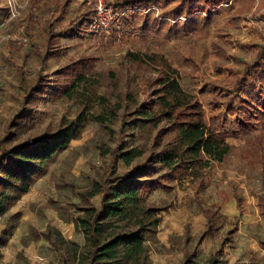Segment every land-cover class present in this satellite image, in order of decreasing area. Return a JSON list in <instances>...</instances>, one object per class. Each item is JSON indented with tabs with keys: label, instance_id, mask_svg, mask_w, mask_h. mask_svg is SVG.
<instances>
[{
	"label": "rangeland",
	"instance_id": "rangeland-1",
	"mask_svg": "<svg viewBox=\"0 0 264 264\" xmlns=\"http://www.w3.org/2000/svg\"><path fill=\"white\" fill-rule=\"evenodd\" d=\"M95 1L0 0V138L11 130V145L19 144L82 116L79 135L0 215V264H72L42 232L56 228L83 245L75 217L118 141L140 147L143 157L159 149L158 129L136 131L134 139L120 135L124 110H133L154 90L150 82L158 75V67L132 61L130 52L163 56L203 105L206 124L235 146L205 170L203 181L166 179L148 195L162 208L160 241L149 243L152 264H181L184 250L196 248L197 264H210L214 250L215 264H264V110L245 112L238 89L246 66L264 49V0H219V9L193 17H172L176 1L166 9L134 5L122 11L115 0H106L116 13L107 15L108 31L91 28ZM82 57L94 62L88 109L52 89L54 81H63L57 73ZM39 77L47 82L44 93L27 104L26 117L16 119ZM126 170L119 163L118 172ZM89 203L99 206L101 195ZM203 207L224 214L217 218L219 228L209 229Z\"/></svg>",
	"mask_w": 264,
	"mask_h": 264
},
{
	"label": "trees",
	"instance_id": "trees-1",
	"mask_svg": "<svg viewBox=\"0 0 264 264\" xmlns=\"http://www.w3.org/2000/svg\"><path fill=\"white\" fill-rule=\"evenodd\" d=\"M173 1H176V6L170 11L172 17L182 13L187 17L211 13L220 5L219 0H115V7L122 11L134 5L146 8L156 5L166 9ZM128 56L139 64L153 63L158 67V75L150 82L154 90L146 92L143 101L133 110H124L120 135L134 139L136 131L158 129L155 139L159 149L143 157L140 147L130 145L124 139L118 141L108 168L83 194L84 204L75 217V229L84 235L83 245L66 239L56 228L50 227L42 232L53 247L64 250L66 263L152 264L149 243L160 241L158 232L162 208L150 202L148 195L160 189L166 179L203 181L205 170L213 162L224 161L235 149L206 124L203 105L183 87L177 70L163 56L154 52H130ZM92 72L94 62L91 57L70 63L57 73L63 76V81H54L53 95L76 100L88 109L87 102L94 85ZM42 83L39 77L28 89L24 98L26 108L16 119L26 117L29 112L27 104L44 93L47 82ZM238 89L245 112L255 108L264 110V49L254 62L246 66ZM81 117L76 121H66L55 132L29 138L19 144L11 145L15 136L11 130L0 138V215L9 212L28 193L35 180L79 135ZM248 123L244 121V127H248ZM130 130L133 132L129 133ZM141 157V161L134 163ZM119 163L127 167L125 172H118ZM97 195H101L100 205L89 203ZM202 212L208 219L209 229L222 225L217 224V218L224 217L218 209L212 214L208 207H203ZM54 234L57 238L53 237ZM217 254V250L212 252L210 264H215ZM198 255L197 248L185 249L181 264H197Z\"/></svg>",
	"mask_w": 264,
	"mask_h": 264
},
{
	"label": "built area",
	"instance_id": "built-area-1",
	"mask_svg": "<svg viewBox=\"0 0 264 264\" xmlns=\"http://www.w3.org/2000/svg\"><path fill=\"white\" fill-rule=\"evenodd\" d=\"M95 16L91 23V28L94 30H105L108 31L110 29V25L112 22V18L108 17V14L115 13L114 7L106 2V0H96L95 3ZM116 14V13H115ZM114 18V16L112 15ZM22 41L24 44L28 42V38L26 36L22 37Z\"/></svg>",
	"mask_w": 264,
	"mask_h": 264
}]
</instances>
